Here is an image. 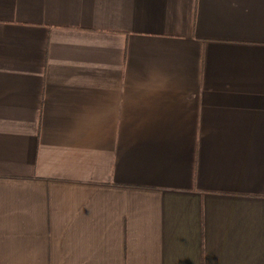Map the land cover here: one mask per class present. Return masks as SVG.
I'll list each match as a JSON object with an SVG mask.
<instances>
[{"label": "crops", "instance_id": "1", "mask_svg": "<svg viewBox=\"0 0 264 264\" xmlns=\"http://www.w3.org/2000/svg\"><path fill=\"white\" fill-rule=\"evenodd\" d=\"M0 264H264V0H0Z\"/></svg>", "mask_w": 264, "mask_h": 264}]
</instances>
